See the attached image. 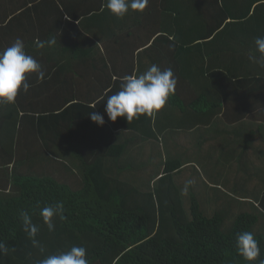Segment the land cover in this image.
I'll return each instance as SVG.
<instances>
[{"label": "trees", "instance_id": "1", "mask_svg": "<svg viewBox=\"0 0 264 264\" xmlns=\"http://www.w3.org/2000/svg\"><path fill=\"white\" fill-rule=\"evenodd\" d=\"M87 1L90 3L84 8H60L61 19L65 15L77 19L79 26L71 23L95 47H99L96 41L101 45L119 34L128 37H122L131 44L127 63L134 56L132 48L144 49L151 44L147 49L149 61L167 65L166 69L171 68L177 78L175 94L163 109L155 116L141 115L130 123L118 118L126 122L122 129L137 131L143 135L140 138L157 139L167 132L177 135L214 128L223 120L226 126L236 128L248 121L251 127L257 124L264 132V104L253 102L243 110L240 101L264 94L260 86L264 83V68L249 59L260 55L254 41L264 36V0H149L143 13L130 10L123 19L107 9V0ZM101 19L105 27H100L97 34L90 24ZM69 22L67 28L54 35L55 44L64 43L66 48L77 50L80 41L67 43ZM9 25L0 24V51L13 43L7 37ZM105 33L107 39L103 38ZM23 42L26 52L42 62L40 51L45 50L39 45L46 41L30 37ZM105 48L110 50V46ZM57 57L61 63L67 58L73 61V55ZM141 70H123L120 78L142 74ZM117 83L121 84V79ZM109 88L107 83L102 84L98 95L109 92V96L120 90V86ZM106 99L100 96L95 109L90 110L104 115L105 122H112L104 111ZM47 110L51 116V108ZM16 122L22 131L14 129L10 133L9 164L3 162L0 149V175L4 179L0 182V241L9 249L7 255L0 256V264H39L48 255L68 251L72 246L86 248L89 264H249L237 251V234L245 231L252 232L259 242L261 255L254 264L264 261V233L254 231L260 224L259 215L241 212L232 216L216 211L210 217L196 200L191 209H185L183 188L174 182L184 167L183 161L166 159L161 168L155 166L154 175L141 167L135 177L128 174L131 166L123 161L116 176L113 171L117 173V167L108 163L112 157L122 159L128 144L117 146L102 141V149L93 160L74 169L69 166L70 158H66L69 165L55 160L65 158H59L63 149L52 143L46 117L29 115ZM4 139L0 134V146ZM83 144L85 138L70 148ZM24 145L26 151L21 155ZM15 156L26 162L21 166L20 161H14ZM57 202L64 205L63 215L54 218L55 231L49 232L40 210ZM21 211L28 212L39 228L36 239L45 248L43 252L24 232ZM226 216L233 222L224 231Z\"/></svg>", "mask_w": 264, "mask_h": 264}, {"label": "crops", "instance_id": "2", "mask_svg": "<svg viewBox=\"0 0 264 264\" xmlns=\"http://www.w3.org/2000/svg\"><path fill=\"white\" fill-rule=\"evenodd\" d=\"M89 3L87 0H0V24H10L7 28L9 42H14L17 38L29 41L30 37H35L37 42L54 39V35L67 28L66 22L70 21L71 29L66 33L67 43L75 45L80 41L82 44L77 50L66 48L64 43L59 44L60 46L45 45V51H40L42 62H39L45 72V78L40 81L36 74L29 75L31 88L28 93L21 91L14 105L3 106L0 112V134L6 138L3 140V146H0L3 162L10 163V133H13L14 129L15 132L22 131L21 124H17L16 120L29 115L36 119L46 117L51 125L52 143L63 149L59 158L65 159H55L53 156L51 158L65 164H68L66 158H70L72 163L68 165L77 169L84 162L93 160L95 153L102 149L100 142L109 141L117 146L128 144L126 155L122 159L112 157L108 163L117 167V173L113 171L116 176L119 175L118 167L122 166L123 161L127 162V166H131L128 174L135 177L139 176L141 167L147 174L154 175L155 166L161 168L166 159L177 162L181 160L184 167L175 175L174 182L184 189L187 181H194L189 185L191 187L188 186V191L182 199L186 210L191 209L196 200L205 214H209V210H215L213 214H216V208L220 206L221 212L225 211L227 214L247 211L263 218L254 231L258 228L264 232V132H260V126L257 124L256 127H251L252 123L247 121L242 127L236 128L234 125L226 126L225 122L220 120L214 128L178 132L177 135L167 132L157 139L140 138L143 135L137 131L122 129L121 126L126 122L119 120L121 118L114 123L105 122L103 126H93L88 113L92 112L90 109H95L100 96L107 98L109 93L98 95L102 84L107 83V87H111L109 89H115L120 86L117 80H122L121 71L133 69L136 72L142 69L141 71L145 72L154 62H150L148 57L150 51L147 49L151 44L144 49L132 48L131 54L134 56L130 58V63H127L129 60L126 57L131 44L125 43L122 37H128L119 34L101 45L91 38L99 45L95 47L84 35L78 33L75 27L79 26L77 19H70L68 15L61 19L60 8H84L85 4ZM60 25L62 28H59ZM90 25L95 26L92 30L97 34H100V27H105L102 19L91 22ZM107 33L104 39H107ZM70 36L73 41H70ZM108 46L109 51L105 48ZM62 47L66 50L63 51ZM123 48L124 50L120 51ZM178 53L180 55V52ZM57 55H73V61L67 58L61 63ZM155 65L161 70L167 68V65L162 63ZM260 86L264 91L263 82H260ZM233 101L237 99L233 98ZM240 101L244 110L253 102L264 104V94L255 95L254 100L248 98ZM48 108H51V116L46 114L50 111ZM127 125L131 126L128 123ZM84 138L85 144L77 145L75 149L70 148V145L80 143ZM25 147L26 145L22 146L21 155L26 151ZM16 160L20 161L18 163H21V166L26 162L23 157L17 159L15 156L14 161ZM13 164L9 165L10 168ZM60 168L65 171L63 165ZM3 180L0 175V182ZM218 182L220 186L216 187Z\"/></svg>", "mask_w": 264, "mask_h": 264}, {"label": "clouds", "instance_id": "3", "mask_svg": "<svg viewBox=\"0 0 264 264\" xmlns=\"http://www.w3.org/2000/svg\"><path fill=\"white\" fill-rule=\"evenodd\" d=\"M148 3L149 0H107L106 7L116 18L123 19L130 10L143 13ZM254 42L260 55L250 56L249 59L264 68V36L256 37ZM45 43L52 46L56 40L50 39ZM45 43L39 46L44 47ZM31 74H36L40 81L45 78L40 63L26 52L23 40L17 38L11 46L0 51V107L14 105L21 91L28 93L31 88L28 76ZM176 85L177 78L171 68L161 70L159 66L153 64L142 74L124 76L120 90L107 97L104 111L112 122L118 118H126L130 123L141 115L155 116L166 106L169 97L175 94ZM88 115L94 123L100 126L105 124L104 115L95 111ZM193 183L194 181H187L182 191L187 193L188 186ZM54 205L45 206L40 210V216L49 232L55 231L54 218L63 215L64 205L60 202ZM20 218L23 230L31 239L33 246L39 247L43 252L45 248L36 239L39 228L32 222L31 216L28 212L21 211ZM236 241L238 253L249 264H254L261 255L259 242L254 234L250 231L241 232L237 234ZM8 252V247L0 241V256L7 255ZM39 264H89V262L86 248L72 246L68 251L48 255L40 260ZM260 264H264V261Z\"/></svg>", "mask_w": 264, "mask_h": 264}, {"label": "rangeland", "instance_id": "4", "mask_svg": "<svg viewBox=\"0 0 264 264\" xmlns=\"http://www.w3.org/2000/svg\"><path fill=\"white\" fill-rule=\"evenodd\" d=\"M226 165V161L224 160V166ZM182 196H183V194H182ZM210 211V213L209 214H207V215H209L210 217H212L214 214V211L215 210H209ZM216 211H221V206L220 207H218V208H216ZM244 213H246L247 211H243ZM232 216H233V214H232ZM227 217V216H226ZM227 220L226 221H224V223H223V227H222V229L224 230V231H227L231 226H232V222H233V218H226ZM261 219H263L262 217L260 218V221H261ZM263 226V225H262ZM258 232H261V230H259L258 228L256 229V231H255V233H257V234H259ZM263 232V231H262ZM261 232V233H262ZM264 233V232H263Z\"/></svg>", "mask_w": 264, "mask_h": 264}]
</instances>
